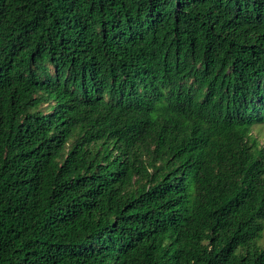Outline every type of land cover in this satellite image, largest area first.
<instances>
[{
	"label": "trees",
	"instance_id": "1",
	"mask_svg": "<svg viewBox=\"0 0 264 264\" xmlns=\"http://www.w3.org/2000/svg\"><path fill=\"white\" fill-rule=\"evenodd\" d=\"M261 126L264 0H0V264H264Z\"/></svg>",
	"mask_w": 264,
	"mask_h": 264
},
{
	"label": "rangeland",
	"instance_id": "2",
	"mask_svg": "<svg viewBox=\"0 0 264 264\" xmlns=\"http://www.w3.org/2000/svg\"><path fill=\"white\" fill-rule=\"evenodd\" d=\"M251 134L257 139L258 143L261 146H264V126L254 127ZM263 235H264V231H263Z\"/></svg>",
	"mask_w": 264,
	"mask_h": 264
}]
</instances>
